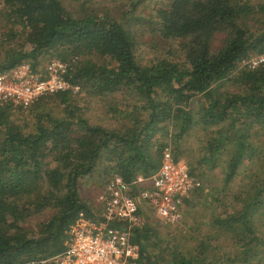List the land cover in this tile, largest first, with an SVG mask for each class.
Masks as SVG:
<instances>
[{
    "label": "trees",
    "instance_id": "1",
    "mask_svg": "<svg viewBox=\"0 0 264 264\" xmlns=\"http://www.w3.org/2000/svg\"><path fill=\"white\" fill-rule=\"evenodd\" d=\"M67 1L0 0V72L71 61L67 79L106 102L120 126L94 124L72 91L42 98L23 124L11 117L24 109L0 108V264H57L79 216L98 219L83 183L102 178L103 192L115 175L129 183L153 177L164 146L154 140L171 128L176 160L202 182L181 222L201 205L204 215L210 211L208 227L189 234L193 224L167 238L143 205L134 237L139 264H264V67L234 74L264 48V0H164L150 30L136 14L146 0H127L132 10L106 0ZM144 37L148 59L138 51ZM226 84L232 89L221 92ZM119 93L124 102H115ZM192 136L198 150L182 159L180 142ZM218 169L221 187L212 181Z\"/></svg>",
    "mask_w": 264,
    "mask_h": 264
},
{
    "label": "built area",
    "instance_id": "2",
    "mask_svg": "<svg viewBox=\"0 0 264 264\" xmlns=\"http://www.w3.org/2000/svg\"><path fill=\"white\" fill-rule=\"evenodd\" d=\"M240 66L249 71L264 67L260 54L244 59ZM70 63L54 59L36 69L29 62L0 72V108L27 110L42 98L58 93H79L67 75ZM202 185L185 161H177L172 143L161 151V165L150 178L127 182L115 175L100 197L102 214L97 220L79 216L67 231L66 250L54 258L57 264H139L140 246L135 233L143 227L139 217L147 205L162 222H180L181 211ZM145 186L146 188H143Z\"/></svg>",
    "mask_w": 264,
    "mask_h": 264
},
{
    "label": "rangeland",
    "instance_id": "3",
    "mask_svg": "<svg viewBox=\"0 0 264 264\" xmlns=\"http://www.w3.org/2000/svg\"><path fill=\"white\" fill-rule=\"evenodd\" d=\"M63 1L64 3L68 2L67 0H63ZM126 1L127 0H106L107 6L112 7V6H116L117 4H122V5L126 4V8H128L129 10H132L131 3H129L130 1L129 2H126ZM164 5H165L164 0H146L144 3H141L140 5L137 6V8L139 9L137 10L136 14L140 17H143V21L145 22V26L148 30H150L149 29L150 27L155 28V23L157 22L156 10ZM67 7H69L70 9H73L71 6H67ZM0 11H2L1 2H0ZM77 11H81L79 7H77ZM131 14L133 13L131 12ZM129 18L131 19L132 17H129ZM1 25H0V53L3 54L4 49L1 44L4 38L3 32H5V28L3 25L2 26ZM148 40H149L148 37H144L142 42H146V43L141 44V46L139 47L141 49L138 50L139 54H141L142 51H144L147 54L146 55L147 59H148V56H150V50H151V48L148 45ZM49 62L50 61H46L44 65L48 64ZM68 62L70 63L71 61H68ZM240 71H242V67L238 66L234 74ZM226 89H232V87L229 84H226L221 87V92H224ZM123 96H125V94L119 93L115 97V102L117 101L124 102ZM75 97H76V100L73 103H76L81 107H84V109H85V106H89V111H87V115L88 117L92 119V122L94 124H102V125H106V126L114 127V128L120 126L118 122L120 120V117L117 116L115 118V114L113 117H110L108 115L109 109H108L107 103L102 101L100 97L92 96L86 91H81V89L79 93L75 94ZM200 102H204V100L197 99L195 105L197 104L199 105ZM56 105H57L56 103L49 104V109L51 110V108H54L56 110L55 108ZM57 108L59 107L57 106ZM143 116L144 118L147 117L146 114H144ZM30 118H32V116H30V113L28 112V110H25L23 113L19 111H14L12 114L11 120H13V122L15 121L16 124H23V123L28 122L27 120H30ZM173 138H174V130L171 128L169 130V135L167 137H161L159 133L154 140L155 142L154 144L155 146H158L159 145L158 140L164 146L166 144L172 143L174 153H175V149H177V147L176 145H174ZM199 139L202 140L203 136H200ZM180 147H181V151L185 154V157L182 159L189 160L190 158H192L193 152L198 150L199 142L195 137L192 136L188 139L182 140L180 142ZM196 168H197V165H196ZM199 173L200 171L196 170V174H199ZM221 173H222V170L220 169L214 171L215 178L212 179V181H213V184H215V187L217 186L221 187L222 184L224 183L223 180L219 177ZM101 183H102V178L100 179L99 178L98 179L88 178L83 183L82 190H81V194L83 198H85L87 200V203L91 206V208H93L94 214L98 219L101 217L102 210H103V208L101 210L102 204L100 203V197L101 195H103L104 191L103 192L99 191V188H100L99 184ZM218 198L220 201L225 202L227 200V195L220 194ZM210 204H211V207L218 206V203L216 202L214 205L212 202H210ZM207 213L208 214L204 215L203 207L199 205L194 210H192L191 213L188 214V212H185L182 222L180 220V224L179 222H160L158 225L161 226V231L163 232V235L167 238L172 236L173 234H175V236H179L182 231H185L184 230L185 228H189V226L193 224H195L193 226V231L190 230L189 234H194L195 232H197L195 231V229H197V226L202 227L203 231H205V229L208 227V222H209L208 217H209L210 211H208ZM48 215L49 213L46 211L41 214H36L30 220L29 224H31L32 227H36L38 224L41 223V221H44ZM152 216L154 219H156L153 213H152Z\"/></svg>",
    "mask_w": 264,
    "mask_h": 264
}]
</instances>
